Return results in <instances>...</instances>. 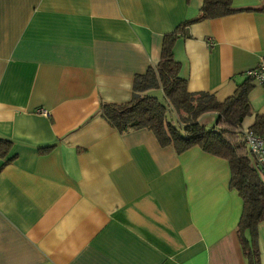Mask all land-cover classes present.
Masks as SVG:
<instances>
[{
	"label": "crops",
	"instance_id": "crops-1",
	"mask_svg": "<svg viewBox=\"0 0 264 264\" xmlns=\"http://www.w3.org/2000/svg\"><path fill=\"white\" fill-rule=\"evenodd\" d=\"M202 2L0 0V264H248L229 161L99 114L132 98ZM233 8L176 41L189 91L224 101L264 55V0ZM250 82L244 129L264 116V86ZM258 246L264 264V221Z\"/></svg>",
	"mask_w": 264,
	"mask_h": 264
},
{
	"label": "trees",
	"instance_id": "trees-1",
	"mask_svg": "<svg viewBox=\"0 0 264 264\" xmlns=\"http://www.w3.org/2000/svg\"><path fill=\"white\" fill-rule=\"evenodd\" d=\"M234 11L233 0H203L198 18L183 22L164 36L159 62L135 76L132 98L124 103L103 101L99 114L121 133L147 128L162 146H172L179 154L197 146L227 159L232 171L231 187L244 203L237 228L244 255L248 264H263L258 225L264 221V172L246 143L243 126L244 119L252 114L251 79L248 77L224 101L208 91L191 92L187 80L180 76L181 64L174 55L175 43L186 35L189 24ZM157 89L163 92L162 98L152 94ZM210 113L218 115L214 125L202 122V117ZM261 127L264 116L258 115L252 129L264 134ZM7 147L3 141L1 151Z\"/></svg>",
	"mask_w": 264,
	"mask_h": 264
},
{
	"label": "built area",
	"instance_id": "built-area-1",
	"mask_svg": "<svg viewBox=\"0 0 264 264\" xmlns=\"http://www.w3.org/2000/svg\"><path fill=\"white\" fill-rule=\"evenodd\" d=\"M247 76L251 81L264 86V55L260 57L256 67L247 71ZM39 112L47 116L50 115V112L46 109H39ZM245 140L251 152L254 154L261 171L264 172V134L249 128L245 130Z\"/></svg>",
	"mask_w": 264,
	"mask_h": 264
},
{
	"label": "rangeland",
	"instance_id": "rangeland-1",
	"mask_svg": "<svg viewBox=\"0 0 264 264\" xmlns=\"http://www.w3.org/2000/svg\"><path fill=\"white\" fill-rule=\"evenodd\" d=\"M160 89L158 90H154L153 92H152V94H155V95H157V96H160L161 98L163 97V93H160Z\"/></svg>",
	"mask_w": 264,
	"mask_h": 264
}]
</instances>
